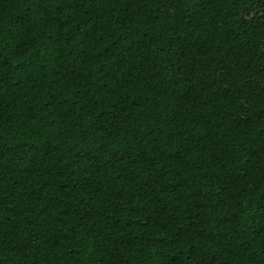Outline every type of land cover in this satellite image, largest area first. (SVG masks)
I'll return each instance as SVG.
<instances>
[{
	"label": "trees",
	"instance_id": "obj_1",
	"mask_svg": "<svg viewBox=\"0 0 264 264\" xmlns=\"http://www.w3.org/2000/svg\"><path fill=\"white\" fill-rule=\"evenodd\" d=\"M225 2L208 24L185 0H0L11 55L33 20L80 17L61 54L108 40L68 49L42 104L36 61L0 54V264H264V0Z\"/></svg>",
	"mask_w": 264,
	"mask_h": 264
},
{
	"label": "clouds",
	"instance_id": "obj_2",
	"mask_svg": "<svg viewBox=\"0 0 264 264\" xmlns=\"http://www.w3.org/2000/svg\"><path fill=\"white\" fill-rule=\"evenodd\" d=\"M193 3L194 0H185V3H182L180 5V14L184 15V19L187 20L189 19V17L184 12L185 8L188 9V12H192L194 10L196 16L200 17L201 21H207L208 24H212L220 19V16H216L215 21L209 20V17L213 16V14L217 12V10H219V12L222 14L224 9L230 6L228 3L225 2V0H215L214 3L205 5L203 8H200L199 6H195V9H193L192 7H188V5H191ZM84 7L91 8L94 7V5L91 3V0H88V3H85ZM79 19L80 17L77 16L75 19L72 20V23L65 24L63 29H57L55 22H53L50 25L46 26V30L44 31L41 30L40 23L36 20H33L32 23L35 25V27H33L31 31L28 32L26 35L28 37H34V40L31 46L25 45V48L21 50V53L19 55L10 54V49L14 47L11 37H9L6 33H0V54L4 56H8L12 63H18V62L27 63L29 60L36 61V64L33 65L32 68V71L34 73L35 86L31 89L28 95L24 97L25 102H28L29 97L32 96H35L37 99L42 98L40 99L41 104L44 102V100L47 99L46 92L50 86V83L53 81V74H52L53 69L57 68L62 63L70 64L73 61V56L68 54V49L83 48L85 49L86 52H88L91 55L94 54L96 51H98L100 48H103L104 45L108 43L107 38H105L103 41L97 42L94 46L92 42L82 41V33H81V35L77 36L72 41L68 43H62L59 45V48L63 49V54H61V52L58 50V44L55 35L56 32L58 30L66 31L67 29L71 28L72 25L75 24ZM91 22L92 21L89 20V23ZM193 22L195 23V21ZM173 24L176 25V30L184 29L183 20L170 17L168 20V25L172 26ZM208 24H206L205 26L207 27ZM190 27L191 26H189V28ZM197 31H200V29H197ZM248 39H249L248 36L242 34L238 38L233 39L232 43L235 44ZM251 39L260 41V40H264V36H255L252 37ZM75 66L76 65H74V67ZM93 67H95V65H93ZM60 84H61V93H60L61 96L65 98H69L71 95V85H64L63 81H61ZM20 108L21 105L19 104L17 106V111H19ZM50 111H52L51 107L44 108L42 112L37 113L36 117H34L31 121L28 122L27 126L31 127L32 125L37 124L40 116L47 114ZM87 123L88 120L86 119L84 120L83 124H81V126L83 127ZM140 127L142 129L143 125H140ZM12 132H15L16 135L19 136V131H17L15 127H13ZM12 132H10L9 135H12ZM93 135H95V133ZM69 143H71V141H69ZM242 161H243V157L241 156L240 159L236 161V164L239 165L242 163ZM25 162L27 161L25 160ZM256 164H257V170L252 173V176L259 179V169L264 168V153L260 154V159L256 161ZM248 187L251 188L252 184L249 183ZM226 191L228 193H231L233 189L230 187ZM221 195H225V193H221ZM81 247H82L81 260L83 261L84 258L92 250L91 242L85 241Z\"/></svg>",
	"mask_w": 264,
	"mask_h": 264
}]
</instances>
